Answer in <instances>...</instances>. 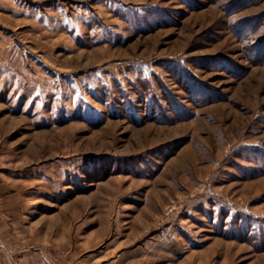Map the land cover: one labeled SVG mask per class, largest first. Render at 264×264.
<instances>
[{"label": "rangeland", "instance_id": "374dc122", "mask_svg": "<svg viewBox=\"0 0 264 264\" xmlns=\"http://www.w3.org/2000/svg\"><path fill=\"white\" fill-rule=\"evenodd\" d=\"M0 264H264V0H0Z\"/></svg>", "mask_w": 264, "mask_h": 264}]
</instances>
